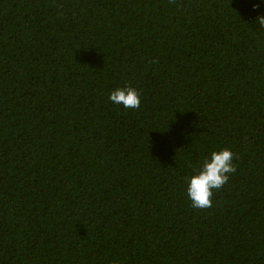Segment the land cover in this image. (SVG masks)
Listing matches in <instances>:
<instances>
[{
  "label": "trees",
  "instance_id": "1",
  "mask_svg": "<svg viewBox=\"0 0 264 264\" xmlns=\"http://www.w3.org/2000/svg\"><path fill=\"white\" fill-rule=\"evenodd\" d=\"M264 3L0 0V264H264ZM141 94L138 109L108 99ZM236 172L193 208L186 177Z\"/></svg>",
  "mask_w": 264,
  "mask_h": 264
},
{
  "label": "clouds",
  "instance_id": "2",
  "mask_svg": "<svg viewBox=\"0 0 264 264\" xmlns=\"http://www.w3.org/2000/svg\"><path fill=\"white\" fill-rule=\"evenodd\" d=\"M260 2L264 3V0ZM260 23L264 25V19H261ZM108 99L124 109L135 110L141 105L140 92L131 86L112 90ZM235 172L234 153L230 148L212 151L204 157L199 167L193 169L192 174L186 177V194L191 206L198 209L210 207L213 190L221 189Z\"/></svg>",
  "mask_w": 264,
  "mask_h": 264
}]
</instances>
